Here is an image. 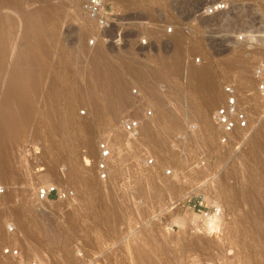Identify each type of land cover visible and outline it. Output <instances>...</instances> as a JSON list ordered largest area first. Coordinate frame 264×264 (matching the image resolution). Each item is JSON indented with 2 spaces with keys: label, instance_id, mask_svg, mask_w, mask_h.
<instances>
[{
  "label": "rangeland",
  "instance_id": "rangeland-1",
  "mask_svg": "<svg viewBox=\"0 0 264 264\" xmlns=\"http://www.w3.org/2000/svg\"><path fill=\"white\" fill-rule=\"evenodd\" d=\"M23 1L0 2V264H17L5 247L25 264H264V0H100L107 23L84 0ZM94 63L125 84L133 108L118 118ZM189 66L213 87L188 83ZM226 85L250 126L224 140L213 115Z\"/></svg>",
  "mask_w": 264,
  "mask_h": 264
},
{
  "label": "built area",
  "instance_id": "built-area-1",
  "mask_svg": "<svg viewBox=\"0 0 264 264\" xmlns=\"http://www.w3.org/2000/svg\"><path fill=\"white\" fill-rule=\"evenodd\" d=\"M84 6L91 17L97 18V20L105 19L106 21H103L107 23L108 17L104 16L105 13L101 8L100 0H84ZM225 8L226 3H215L205 10V14L208 15L211 13H216ZM254 75L257 80L255 92L259 98L264 100V63H261L255 68ZM223 93V101L216 107L213 115V121L222 138L225 140L226 138L233 137L238 131H247L248 127L250 126V118L246 107L240 102L238 93L234 90L232 85L224 86ZM122 127L130 137H135L138 133V123L135 120L123 123ZM98 151V174L101 178H104L106 177L108 171L106 159L110 154V148L107 142L99 143ZM53 191L54 187H45L44 189L40 190L39 196L46 198ZM2 254L8 256L9 258L15 259L17 264H25L19 250L15 247L3 248Z\"/></svg>",
  "mask_w": 264,
  "mask_h": 264
},
{
  "label": "bare ground",
  "instance_id": "bare-ground-1",
  "mask_svg": "<svg viewBox=\"0 0 264 264\" xmlns=\"http://www.w3.org/2000/svg\"><path fill=\"white\" fill-rule=\"evenodd\" d=\"M22 2H24L23 0H21ZM26 1V0H25ZM0 2H1V0H0ZM7 2H10V3H13L14 5H16V6H18V2H15V0H2V4H1V6H3V4H7ZM181 4V3H180ZM179 4V5H180ZM190 8V7H189ZM179 10V9H178ZM182 12V11H181ZM193 12V11H192ZM190 13V12H189ZM151 26V25H150ZM166 26V25H165ZM175 36V35H174ZM175 39V38H174ZM179 38H177V41H179L178 40ZM178 44V43H177ZM176 44V45H177ZM177 49V48H176ZM176 53V52H175ZM174 53V54H175ZM179 53V52H178ZM178 55V54H177ZM176 55V56H177ZM180 56V55H179ZM176 57H174V59H175ZM177 58H178V56H177ZM175 60H177V59H175ZM129 61H130V59H129ZM134 62V61H133ZM138 63V62H137ZM145 63V62H144ZM171 63V62H170ZM173 63V64H172ZM171 63V67H175V69H176V67H178V61L177 62H172ZM179 64H181V63H179ZM141 64H134V63H132V62H125L124 63V66H125V70L126 69H128V71L131 73V75H133L135 78H137V79H139V81L141 80V81H143L147 86H150L149 85V83H150V81L148 80V78H149V76H151V74L152 73H150L151 72V70H149L148 68H146V67H143V65L142 66H140ZM169 66V65H168ZM169 66V67H170ZM236 67V66H235ZM116 69H117V67H115ZM114 68V66H112V64H110V63H104V64H97L96 65V63H94V67H93V70H94V76L95 77H97V79L99 78L100 80L101 79H103V80H105L106 82H107V87H110V88H108V90L109 89H111L112 87L115 89V90H113L114 91V93L113 94H111L110 96H108V100L106 99V101H108V105H106L107 106V110H109L113 115H115V114H117L124 106H125V102L126 101H128L127 100V98L125 97V95L123 94V93H125L124 91L125 90H127V89H124L123 90V92H122V87H121V84H124V83H122V82H120V80L118 79V76H119V73L117 72L118 71V69H117V71H116V69ZM190 68V69H189ZM189 68H188V78H189V81H188V78H187V81H188V83H193V82H195V81H201L202 80V78H204L205 79V83H203L204 84V87H203V85L201 86V87H203L204 89L206 88L207 90H209V89H211L213 86V84H214V81H211V80H209L208 79V77L209 76H205L201 71H199V70H197L196 68V70L195 69H192L190 66H189ZM194 68V67H193ZM178 69V68H177ZM241 70L243 69V68H240ZM154 70V69H153ZM240 70V71H241ZM127 71V70H126ZM127 71V72H128ZM126 72V73H127ZM154 72V71H153ZM243 72V71H242ZM9 73V72H8ZM129 73V74H130ZM118 74V75H117ZM243 73H238V75L239 76H241V77H244L243 75H242ZM132 76V77H133ZM120 78H121V76H119ZM159 78V77H158ZM211 78V77H210ZM230 78V77H229ZM7 79H9V78H7ZM123 79V78H122ZM121 79V80H122ZM207 79V80H206ZM231 79V78H230ZM157 80V79H156ZM115 81V83H113ZM152 82H153V80H151ZM151 82V83H152ZM154 83V82H153ZM152 83V84H153ZM196 83H198V82H196ZM144 84V85H145ZM125 85V84H124ZM124 85H122L123 86V88H124ZM143 85V86H144ZM145 85V86H146ZM155 85V84H154ZM195 85H197V84H195ZM112 86V87H111ZM140 87V86H139ZM198 87H199V85H198ZM200 87V88H201ZM112 88V89H113ZM156 88V85L154 86V89ZM158 88V87H157ZM155 89V90H158V89ZM159 90H161V89H159ZM207 90H204V91H206L207 92ZM150 91L157 97V95L159 94H157V93H155V91L153 90V88H151L150 87ZM202 91V90H201ZM203 92V91H202ZM217 94V93H216ZM109 95V94H108ZM173 95V94H172ZM166 96V95H165ZM206 95H204V97H205ZM208 97H206V105H212L214 102H215V100H216V96L214 95V93L213 94H210V95H207ZM107 97V96H106ZM124 97H125V99H126V101H125V99H124ZM167 98V99H166ZM166 98H163V99H165V100H167V102H169L168 101V97H166ZM171 98V97H170ZM175 98V97H174ZM152 99V98H151ZM127 103V102H126ZM157 103V102H156ZM170 103V102H169ZM168 103V104H169ZM128 104V103H127ZM126 104V105H127ZM158 104V103H157ZM164 105H165V102L163 103ZM162 104V105H163ZM171 104V103H170ZM129 105H131L130 104V102H129V104L127 105V106H129ZM163 105V106H164ZM132 106V105H131ZM131 106H129V107H131ZM154 106V105H153ZM135 107V106H134ZM162 107V106H161ZM165 107H167V105L165 106ZM164 107V108H165ZM171 107V106H170ZM180 107V106H179ZM125 109H126V107H124ZM132 108H133V106H132ZM163 108V107H162ZM121 110L120 111V114L122 113V111H126V110ZM129 109H131V108H129ZM158 109V108H157ZM173 109H174V107H173ZM179 109V108H178ZM182 108H180L179 109V111L181 110ZM172 110V109H171ZM150 111V110H149ZM158 111V110H157ZM174 111V110H173ZM161 112H163V111H161ZM164 112H166V113H162V114H164V116H165V114H166V117H167V119L169 118V119H171L170 121L172 122L174 119V117L176 118V116H172V114H174V113H171V112H169L168 110H165ZM177 112H178V110H177ZM176 112V113H177ZM153 113V112H152ZM158 113V112H157ZM184 113V112H183ZM129 114V113H128ZM147 114V113H146ZM149 114V113H148ZM147 114V115H148ZM160 114V113H159ZM180 114H182V113H180ZM179 113H178V115H180ZM143 115V114H142ZM152 115V114H151ZM161 115V114H160ZM183 115V114H182ZM182 115H180V116H182ZM116 116V115H115ZM150 116V115H149ZM117 117V116H116ZM143 117V116H142ZM145 117H147V116H145ZM118 118V117H117ZM136 118V117H135ZM158 119V118H157ZM168 119V120H169ZM115 120V119H114ZM123 120V119H122ZM150 121H152V120H150ZM195 122V121H194ZM149 124H150V122H149ZM144 125H145V123H144ZM146 126L148 127V125H147V123H146ZM154 126V125H153ZM145 128V127H144ZM146 129V128H145ZM148 130H150V127H149V129ZM163 140V139H162ZM164 141V140H163ZM259 143V142H258ZM257 143V144H258ZM261 144H263L264 145V142L262 143L261 142ZM261 144H259L260 146H263V145H261ZM49 183V182H48ZM210 228L212 227V225H210L209 226ZM139 243V242H138ZM146 253V250L145 249H142V252L140 253V255H143V254H145Z\"/></svg>",
  "mask_w": 264,
  "mask_h": 264
}]
</instances>
